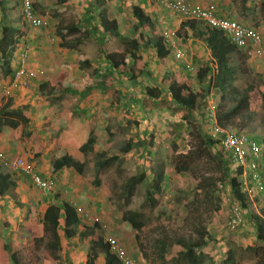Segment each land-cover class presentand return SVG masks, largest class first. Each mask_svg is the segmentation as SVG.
Wrapping results in <instances>:
<instances>
[{"label":"rangeland","instance_id":"1","mask_svg":"<svg viewBox=\"0 0 264 264\" xmlns=\"http://www.w3.org/2000/svg\"><path fill=\"white\" fill-rule=\"evenodd\" d=\"M142 1L121 0L120 6L123 5L125 13H127V11H130L131 5H140ZM262 2L263 0H238L232 4L234 9L241 6L251 9L247 12L248 16L247 14L245 16V22L258 28L264 36V3L262 4ZM10 5L11 2L5 0V6ZM39 6L40 9L46 7L45 4ZM120 6L118 4V7ZM160 8L162 9V6ZM43 10L42 12L45 14L50 13L47 8ZM44 13H42V16H45L46 23L40 27L26 25L22 17L16 22L20 27L24 23L30 28L26 27V31L12 55L14 70H17L18 52L24 41V46L28 49L27 67L32 70H44L43 76L16 77L15 72L11 76V74L3 73L0 69V104L10 99L12 105L26 107L30 112L29 122L23 127L24 129L19 136L15 137L13 129L4 126L10 131L13 140H16L19 144L17 145L19 150L11 153L0 151L7 155L19 153L25 156L33 162L36 170L46 174L45 177L50 180L51 187L49 191L43 192L33 186L25 174L6 168L10 171L13 179L26 181L28 187L25 190L22 188L23 190L18 193L16 191L9 192L8 197L18 198L21 193L25 197L30 196V198L35 199L34 204L37 210L41 212L47 202L59 201L55 194H60L65 200L71 202L79 215L82 216L84 223L93 224L98 220L97 223L102 225L103 231L101 233L104 236L113 235L125 248L129 256L133 258L135 264H160L159 262L151 263L144 259L137 242L144 244L145 250L150 252V242L154 236H157L158 230L161 233L186 231L183 219L189 211L187 205L194 190L195 180L187 173L176 174L172 170L170 162V157L174 153L185 152L189 147L188 125L181 121L180 113L170 111L166 106L160 108H154L152 104L144 106L142 104V85L151 86V84L158 83L163 76L168 75V72L173 71V69L183 70L185 73L190 74L194 80L196 68H194L193 63L190 64V54L185 51L183 59L171 56L172 59L169 58L165 64L159 65L154 60L150 48L147 49L148 52L142 51L144 53L143 60L141 65L139 64L140 66L136 68L138 69L140 82L131 86L114 74L109 78L105 74L102 77L93 75L94 67L101 69V71L104 68V65L98 59V45L94 39H86L77 46L76 49L87 57L91 64L87 68L79 65L81 63V60L78 59L79 52L75 49H68L59 36L57 20L60 19L62 12H56L53 17ZM11 17H17L15 10ZM165 19L167 18L163 17L161 23ZM119 20L121 25L119 31L123 35L128 37L138 35V32H135L136 21L133 16L126 17L125 15V17H121L119 14ZM238 20L244 22L242 18ZM63 21H66V19L63 18ZM126 24H128L127 27ZM154 28L153 36H163L164 33H168L172 36L171 42L175 41L176 43L173 46L180 48V38L175 35L173 37L175 32L171 26H164V24L161 25L157 22ZM147 29L145 27V32H142L144 36L150 31H146ZM175 47H171V49ZM142 62L145 64L144 67ZM246 62L248 68L244 74L237 76L235 84L242 87L247 81L257 83L263 100L252 111L250 117L245 119L244 124L236 125L233 129H242L261 139L264 135V65L258 57H247ZM176 66L177 68H175ZM140 69L148 74L143 76L139 73ZM84 72L90 75L94 82L105 80L108 89L106 91L96 89L88 92L84 98L76 102V105L73 104L76 97L72 93L59 91L50 96H40L33 90L35 84L41 79L51 80L50 82L56 84L61 90L63 81L66 78L77 81L83 76ZM22 83L25 84L24 89H26L23 92L17 88ZM198 86L199 84L195 82V87ZM225 91L226 89L215 92L213 89L209 100L218 99L221 94H226ZM59 111L70 113L64 120L62 114H58ZM201 112L203 114V108ZM197 115V112L194 111L191 117L195 120ZM62 117L65 121L62 125L54 122L56 121L55 118ZM194 120L192 122L197 125L198 119L197 121ZM202 128L204 130V127ZM26 130H31L38 136V140H36L40 149L38 156L32 155L25 136ZM88 130H90L94 142L91 150L84 157L86 163L82 170L83 173L78 175L72 168L66 166H63V169L60 168L59 178L55 173L49 172L47 168L55 155V147H59L62 152H67L68 155L76 159V145H81L85 141ZM58 135L60 138L59 141H56ZM149 136H151V140ZM128 140L131 141V148L127 152H122L120 149L124 142ZM147 140L152 144H147ZM32 146L36 149V145L32 144ZM99 151H103L105 156H118L119 164L116 161L105 167L101 172L99 185L96 186L93 184L92 179L95 172V162L98 159L96 153ZM158 163L162 167L163 180L160 184L156 207L152 209L143 204V192L145 185L150 181L151 170ZM63 170L64 178L61 173ZM141 171L147 175L146 182L137 184L127 205L120 207L118 197L123 182L128 176ZM218 196L220 198V208L216 212H211L209 216L204 213V215H207L208 231L213 237V241L206 247V252L215 264H226L222 261L229 251L234 252L235 255L232 264H255L256 257L244 251L247 244L254 242V236L250 233L253 226L247 223L240 231L229 230L227 221L230 207L226 200L229 196L228 188L219 192ZM251 199L253 200V208L260 216L264 217L262 211L264 209V198L256 196ZM18 207L21 212H25L24 202ZM259 208L262 209L259 211ZM5 209L8 210V213L13 212L12 206H5ZM127 209L141 211L145 214L146 226L140 232L132 229L129 224L121 219L123 210ZM27 215L0 214V238L6 241L15 238L17 233L16 224L25 221L28 218ZM135 234H138V241L135 239ZM63 244L65 257H62V264H84L88 246L77 239H65ZM96 264H103V254L100 252H98Z\"/></svg>","mask_w":264,"mask_h":264},{"label":"trees","instance_id":"2","mask_svg":"<svg viewBox=\"0 0 264 264\" xmlns=\"http://www.w3.org/2000/svg\"><path fill=\"white\" fill-rule=\"evenodd\" d=\"M9 1L11 5L7 7L5 0H0V69L3 73L12 76L15 72L11 67L12 55L27 26L24 23L21 27L16 24L22 17L19 0ZM109 1L92 0L89 8L79 16L80 23L88 25L89 29L82 30L76 23H63L59 17L58 32L67 47H76L86 39H94L98 45V59L104 65L102 71L94 68V74L100 77L105 74L108 78L114 74L133 86L140 82L136 68L143 60L142 48L154 50V60L159 65L165 64L170 55L172 57L174 55L163 36L152 35L156 20L139 5H131L130 11H127V15L133 16L136 21L135 32L137 31L138 35L133 37L123 35L119 31L118 21L109 13ZM44 4L48 8L54 6V4L46 3L45 0H37L35 4L33 2L34 7ZM14 10L16 18L11 17ZM184 25L189 27L194 37L202 38L209 50L210 58L202 62V66L195 72L194 80L190 74L175 69L169 71L168 75L163 76L158 83L151 84V86L143 84L142 104L144 106L152 104L154 108L166 106L170 111L180 113L181 121L188 125V149L185 152L174 153L170 157L172 170L176 174L187 173L195 180L194 190L187 205L189 211L183 219L186 231L161 233L158 230L157 236H154L150 242V252L145 250V245L141 242H137V245L139 244V250L144 259L151 263L215 264L206 252V247L213 241L207 228V215L209 216L211 212H216L220 208L218 193L228 188L229 199L238 203L242 214L241 223L236 231L242 230L244 224L247 223L253 226L250 233L254 236V242L247 244L244 251L256 257L255 264H264V217L253 208V200L241 191L237 179L240 169L235 171L230 169L229 156L220 150L217 140H212L208 136L201 112L205 103L210 99L213 89L215 92L226 89V94L213 99L216 102V123L227 131L233 130L234 126L244 124L245 119L250 117L252 111L263 100L262 94L259 92L257 83L252 81L245 82L242 87L235 84L237 76L244 74L248 68L246 66L247 56L224 32L211 28L202 21L186 20L174 33L176 37H180ZM145 27L148 28L146 31H150L144 36L142 32H145ZM68 33L75 35L70 42L65 38ZM79 59L84 68L89 66L90 62L83 54L79 56ZM142 65L144 67L145 64L142 62ZM141 70L139 73L143 76L148 74ZM50 81L45 79L38 81L36 87L38 95L50 96L59 91H69L73 94L81 92L82 97L94 87L100 88L101 91L108 89L105 80L94 82L87 74L77 81L66 78L61 90ZM195 82L199 84L197 88ZM9 105L10 99L0 104V131L4 126L9 127L13 129V134L17 137L29 122L30 112L26 107H10ZM194 111L198 114L195 118L196 121L198 119V126L192 122L194 119L191 115ZM69 113L59 111L58 114H62L65 120ZM90 134L88 130L85 141L77 146L76 159L62 152L59 147H55V155L48 166L49 172L54 173L66 166L81 175L86 163L84 157L91 150L94 142ZM25 136L32 155L38 156L40 152L36 143L38 136L31 130H26ZM59 138V135L56 136V141H59ZM149 138L151 140V136ZM253 138L264 147V135L261 139L256 136ZM147 141V144L150 143L149 140ZM31 142L36 145V149L33 148ZM130 148L131 141L128 140L124 142L120 150L127 152ZM96 155L98 159L95 162L92 181L98 186L102 170L113 162L117 161L116 163L119 164V158L116 155L105 156L103 151L97 152ZM146 179L147 175L143 171L125 179L118 197L120 207L127 205L136 185L143 184ZM162 180V167L158 163L151 170L150 181L144 187L143 204L149 208L156 207ZM13 187V177L10 171L1 166L0 195ZM55 195L59 201L47 202L41 212L34 204L30 205L28 218L16 224L15 238L8 241L0 238V264H62V257H65L63 244L65 239H77L88 246L84 264H96L98 252L103 254V264H122L111 252L104 234L101 233L102 225L97 222L84 223L82 216L70 202L57 193ZM260 209L262 208H259V211ZM262 211L264 213V209ZM121 219L137 232L146 226L145 214L141 211L123 210ZM135 239L138 241V234H135ZM225 255L222 263H234V252L229 251Z\"/></svg>","mask_w":264,"mask_h":264},{"label":"built area","instance_id":"3","mask_svg":"<svg viewBox=\"0 0 264 264\" xmlns=\"http://www.w3.org/2000/svg\"><path fill=\"white\" fill-rule=\"evenodd\" d=\"M162 7L178 14L184 20H198L204 22L211 28H216L225 35L249 58L258 57L264 65V38L261 31L253 26L239 21L230 15L217 16L213 4L201 7L190 3L188 0H156ZM23 22L28 26L40 27L46 23L45 17L38 14L33 5V0H19ZM171 35L163 34V38L169 48L175 47L171 42ZM174 37V34H173ZM21 45L18 58L19 63L15 70L16 77H40L43 76L42 69H29L26 61L28 49L24 43ZM176 44V43H175ZM177 59H183L184 51L175 47L171 49ZM216 102L211 99L203 107V118L206 131L212 140L218 141V147L229 156L230 169H240L237 179L241 188L249 198L258 196L264 198V147L257 142L253 135L242 129L225 130L216 123L215 107ZM0 165L11 170L25 174L30 182L43 192L50 190L51 182L43 177L35 169L33 162L25 156L15 153L7 155L0 151ZM230 207L227 226L234 231L241 223V209L236 201L226 198ZM95 222H98L96 220ZM105 240L110 246L112 253L122 264H135L125 248L116 240L113 235H106Z\"/></svg>","mask_w":264,"mask_h":264},{"label":"crops","instance_id":"4","mask_svg":"<svg viewBox=\"0 0 264 264\" xmlns=\"http://www.w3.org/2000/svg\"><path fill=\"white\" fill-rule=\"evenodd\" d=\"M35 1H37V0H33L34 4H35ZM188 1L190 3H192V4H195V5H198V6H201V7H207L209 4H213L214 8H215V14L217 16L230 15V16L235 17L237 19L242 18L244 20V22H245V16H246L247 12L249 10L251 11V9H249V8H247L245 6H241L240 8L234 9L232 3H235L238 0H188ZM45 2L46 3H50L52 5L54 4V6L49 7V8L48 7H44V8H47V10L49 9L50 13L53 12L52 13L53 15L50 14V13H46L45 14L44 12H42V11H44L43 10L44 8L40 9V6H35L36 7L35 9L37 10L38 14L42 15V13H44L47 16L50 15L51 17H53L54 14H56V12H62V15L60 16V18L62 17V21H63V18L66 19V21H63V23H66V24L76 23V24L80 25V28L82 30H84L85 28L89 29L88 25H82L80 23V17L79 16L82 15L85 12V10L89 8V5L92 3V0H45ZM120 3H121V0H110L109 3H108L109 13H110V15L112 17H114L118 21L119 29L121 27L120 20H119V14L121 15V17H125V15H126V17L130 16V15L128 16L127 13H125L123 5H121L122 6V8H121ZM141 3L142 4H140L139 6L145 12H147L150 16H153V18H155V20L157 22H159L161 25L164 24V26H168V27L171 26L174 29L173 30L174 32H176L179 29L180 24L183 21H186L183 18H181L178 14H176V13L170 11V10H167V9H165L163 7L161 9L160 8L161 6H159L161 4H159L156 0H143ZM118 4H119L120 7H118ZM262 4H263V2H262ZM244 9H246V10H244ZM57 14H59V13H57ZM247 16H248V14H247ZM163 17H166L167 19H165L163 21V23H161V20H162ZM176 17H177V19H176ZM57 23H58V20H57ZM245 24H246V22H245ZM256 25H257V23H256ZM127 26H128V24H126V27ZM57 27H59L58 24H57ZM27 28H30V27L27 26ZM191 33H192V31H190L189 27L187 25L186 26L184 25L183 29H182V33L180 34V37H179L180 38L179 42L181 44L180 48L184 52L185 51L189 52V54H190V64L193 63L194 68H196L195 71H197L198 68L200 66H202V62L205 61V60H208L210 58V54H209V50L206 47L205 43L203 42L202 38L194 37ZM74 36H73V34L68 33L65 38L70 42L71 38H73ZM17 44H19V41H18ZM77 46H79V45H77ZM77 46L76 47H67V48L68 49H75L77 52H79L78 53V59H79V56L81 57V55H79V54H81V53H80V51H78V49H76V48H78ZM16 48H17V45H16ZM142 51L143 52H148V50L146 48L145 49L142 48ZM143 52H142V54L144 55ZM152 53L154 54V50H152ZM171 56L172 55H170V58L172 59ZM79 65L83 66L82 63H80ZM11 67L13 69L15 67L13 65L12 60H11ZM41 67H38V68H41ZM94 68H96V67H94ZM175 68H177V66ZM173 70H175V69H173ZM85 73L86 72H84L83 76L85 75ZM93 75H95V74H93ZM24 85L25 84L22 83V85H18L17 88L19 90H22V92H23L24 90H26V89H24ZM36 87H37V83L35 84V87L33 89L35 92H36ZM96 89L101 90L100 88L94 87L91 90H89V92L95 91ZM67 93H72V92L68 91ZM80 93L81 92H77V94H74L75 97H76V100H73V104L74 105H76V102H78L82 98H84L85 95L88 92H86L84 94V96H82V97L80 96ZM9 106L10 107H20V108L23 107V106H17L16 104L12 105L11 103H10ZM55 120L56 121H54V122L57 123L58 125H62L63 122H65L63 120V117L62 118H57V119L55 118ZM17 145H19V144H17L16 140H13V138L11 137V133L8 130V128H4L3 127L1 129V131H0V150H3L5 152H7V153H11L13 151L17 152L19 150ZM77 146H79V144L76 145V147ZM63 168L61 167V169H63ZM67 168H70V167H67ZM61 169H58L56 172H54L57 177L59 176L58 172ZM47 170L49 171L48 168H47ZM64 170L61 172L63 174V178H64ZM41 174L43 176L46 175V174H43V173H41ZM13 186L14 187L12 189L9 188L6 192H4L3 194L0 195V214H28V209H29L30 205L35 203V199L34 198H30V196L25 197V196H23V193H21L18 198L8 197L9 196L8 195L9 192L16 191V193H18V192H20L23 189L25 190V188L28 189L26 181L19 180V179H17V180L13 179ZM47 201H50V200H47ZM22 202L25 203V207H26V210H25L24 213L21 212L20 208L18 207V206H21ZM52 202H54V201L52 200ZM68 202H70V201H68ZM5 206H7V207L8 206L9 207L12 206V211L13 212L12 213H8V210L5 209Z\"/></svg>","mask_w":264,"mask_h":264},{"label":"clouds","instance_id":"5","mask_svg":"<svg viewBox=\"0 0 264 264\" xmlns=\"http://www.w3.org/2000/svg\"><path fill=\"white\" fill-rule=\"evenodd\" d=\"M21 10V9H20ZM0 166H2V165H0ZM40 173V172H39ZM264 173V172H263ZM41 174V173H40ZM32 184V183H31ZM33 185V184H32ZM34 186V185H33Z\"/></svg>","mask_w":264,"mask_h":264}]
</instances>
